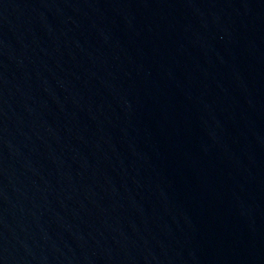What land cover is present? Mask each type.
<instances>
[{
	"label": "water",
	"instance_id": "1",
	"mask_svg": "<svg viewBox=\"0 0 264 264\" xmlns=\"http://www.w3.org/2000/svg\"><path fill=\"white\" fill-rule=\"evenodd\" d=\"M0 264H264V0H0Z\"/></svg>",
	"mask_w": 264,
	"mask_h": 264
}]
</instances>
